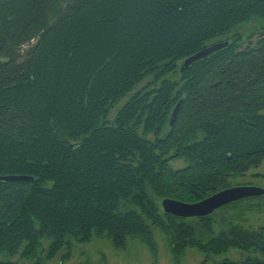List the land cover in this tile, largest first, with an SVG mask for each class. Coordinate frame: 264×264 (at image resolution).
<instances>
[{"label": "trees", "instance_id": "16d2710c", "mask_svg": "<svg viewBox=\"0 0 264 264\" xmlns=\"http://www.w3.org/2000/svg\"><path fill=\"white\" fill-rule=\"evenodd\" d=\"M251 18L264 0H0V176H31L0 180V252L47 237L52 256L94 235L154 250L156 228L174 256L264 264V223L214 234L211 215L158 206L199 201L264 161V28L176 71ZM230 249L240 256L209 262Z\"/></svg>", "mask_w": 264, "mask_h": 264}, {"label": "rangeland", "instance_id": "374dc122", "mask_svg": "<svg viewBox=\"0 0 264 264\" xmlns=\"http://www.w3.org/2000/svg\"><path fill=\"white\" fill-rule=\"evenodd\" d=\"M264 28V18H251L248 21L236 25L230 32L213 37L208 45L227 41L233 34L241 40L255 41L256 35ZM129 94L122 97L110 109L108 118L111 119L116 110L128 99ZM173 169L182 168L186 161L176 158L169 161ZM258 174V175H255ZM264 161L257 168H252L244 177H232L230 186L256 185L264 189ZM213 220V233L226 230L230 225L243 224L257 227L264 223V192L261 195L244 198L215 210L211 215ZM153 236L156 248L150 250L138 239H133L123 249L115 248L105 235H94L89 241L74 243L70 249L62 247L52 256H48L49 238L40 240L36 249L24 255L21 247L14 254L0 252V260L16 261L24 264H199L203 254L194 249L187 248L181 255L174 256L170 250L166 236L156 228H153ZM240 251L230 249L228 251L212 255L209 262L220 261L225 258L237 259Z\"/></svg>", "mask_w": 264, "mask_h": 264}, {"label": "water", "instance_id": "95a60500", "mask_svg": "<svg viewBox=\"0 0 264 264\" xmlns=\"http://www.w3.org/2000/svg\"><path fill=\"white\" fill-rule=\"evenodd\" d=\"M227 41L217 42L196 51L195 53L189 55L179 65L177 72H183L191 63L208 56L209 54L223 48L228 45ZM182 101L179 100L171 111L169 118V126H172L175 122L177 113L181 106ZM31 176L26 175H3L0 176V180L4 181H21L30 179ZM264 189L256 185H236L229 186L221 189L199 201L196 202H183L173 198H162L158 202L159 208L169 214L174 216L188 218V217H204L212 215L216 209L225 206L229 203L261 195Z\"/></svg>", "mask_w": 264, "mask_h": 264}, {"label": "flooded vegetation", "instance_id": "af4514ba", "mask_svg": "<svg viewBox=\"0 0 264 264\" xmlns=\"http://www.w3.org/2000/svg\"><path fill=\"white\" fill-rule=\"evenodd\" d=\"M249 185V184H248Z\"/></svg>", "mask_w": 264, "mask_h": 264}]
</instances>
